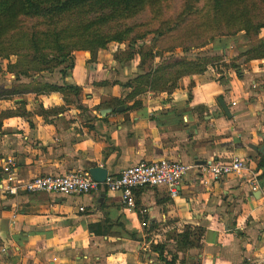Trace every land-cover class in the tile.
<instances>
[{"label": "crops", "instance_id": "1", "mask_svg": "<svg viewBox=\"0 0 264 264\" xmlns=\"http://www.w3.org/2000/svg\"><path fill=\"white\" fill-rule=\"evenodd\" d=\"M215 48L227 52L225 64L244 49ZM104 51H76L70 72L64 78L58 72V84L82 88L80 100L67 103L58 92L0 99V112H9L0 120V178L6 160L22 180L93 166L118 174L161 158L201 165L239 156L247 169L203 184L193 168L174 198L162 187L138 190L134 211L124 207L120 193L107 190L0 192V264H161L149 242L185 226L202 229V238L199 247L179 255L183 264H264V167H258L264 155L252 148L264 151V58L185 76L171 93H145L136 97L137 106L130 107L131 100L116 111L107 104L130 88L117 72H101L117 63ZM41 75L48 80L51 74ZM77 105L86 107L83 115ZM106 108L111 112L102 116Z\"/></svg>", "mask_w": 264, "mask_h": 264}, {"label": "trees", "instance_id": "2", "mask_svg": "<svg viewBox=\"0 0 264 264\" xmlns=\"http://www.w3.org/2000/svg\"><path fill=\"white\" fill-rule=\"evenodd\" d=\"M143 11H148L150 18L134 23L132 19ZM165 13L162 0H0V58L17 57L16 62L8 61L6 66V71L14 74L16 80L21 76L51 73L54 69L64 78L74 67V51H89L93 55L112 42L127 43L126 49L114 54L119 64L137 56L142 69L148 60L161 59L150 65L147 72L139 73L133 86L122 83L130 92L123 99L107 104L118 106L133 100L130 107L137 106L140 100L136 97L148 91L171 93L181 78L207 71L209 63L205 59L189 60L173 55L163 58L157 53L155 42L167 34L179 37L178 45L184 47L201 38L244 31L248 37H255V42L237 58L245 56V61L264 58V38H257L264 28V0H182L176 15ZM149 34H153V43H143ZM233 66H237L235 59L230 67ZM19 85L6 90L0 99L26 93L58 92L64 100L66 95H73L77 101L82 92L80 86L64 81L40 83L36 88L25 89H17ZM8 114V111L0 112V120ZM258 167H264V157ZM186 227L192 231L183 230L179 235L181 241L187 243V249L199 247L202 229ZM152 250L158 254L161 264L177 263V255L165 251L162 244Z\"/></svg>", "mask_w": 264, "mask_h": 264}, {"label": "built area", "instance_id": "3", "mask_svg": "<svg viewBox=\"0 0 264 264\" xmlns=\"http://www.w3.org/2000/svg\"><path fill=\"white\" fill-rule=\"evenodd\" d=\"M193 168L197 169L200 182L205 184L218 181L224 176L239 175L247 169V165L239 156H232L229 160L217 159L201 165L161 158L150 162L130 164L118 174H107L105 180L99 182L93 179L88 170L72 171L60 175H39L22 180L15 175V165L11 160H6L1 166L4 176L0 178V192L4 195H14L19 189H23L28 193L47 192L67 196L107 190L120 193L124 207L129 211H134L138 190L145 187H162L171 198H174L179 193L181 181ZM78 209L83 211L84 207L80 206ZM142 225H145V222H142Z\"/></svg>", "mask_w": 264, "mask_h": 264}, {"label": "rangeland", "instance_id": "4", "mask_svg": "<svg viewBox=\"0 0 264 264\" xmlns=\"http://www.w3.org/2000/svg\"><path fill=\"white\" fill-rule=\"evenodd\" d=\"M181 3L182 0H162V10L164 12H166L165 14L167 16H174L176 15L181 7ZM150 18V14L148 11H143L141 14L137 15L134 19H132V21L134 23H143L145 21H147ZM131 22V21H130ZM152 37L153 34H149L146 36V38L142 41L143 43L146 44H152ZM255 37H248L244 31H239L236 33H231V34H221V35H217L213 38H201L199 41L193 42V43H187L184 47L179 46V37L177 36H172L171 34H167L164 37H160V39L155 42V48L154 50L157 51V53H161L163 55V58H166L168 56H176V57H183V58H187L189 60H200V59H205L206 62L209 63L208 65V69L213 68L216 72H221L223 71L221 68L224 69L228 68L227 66H231L234 64V59L238 60L239 63L241 61H245V56H242L240 58H237L238 55H236V58L231 59L233 57H228V62L225 64L224 61V56L223 55H227V52L225 51H219V49H216L215 46H224L227 44H231V46H237L240 47L242 46L244 49V51L246 52L250 46L255 42ZM257 38H264V28L260 29V31L258 32ZM225 40V42L223 41ZM224 44H221L223 43ZM128 47L127 43H115L112 42L110 44H108L107 48L105 49V51L103 52V54H106V59L107 60H111L112 57H114L115 53H119V51L124 50ZM242 51V52H244ZM76 51L73 52V56L74 53ZM112 56V57H111ZM241 56V55H240ZM235 57V56H234ZM8 61L14 63L17 61V57L16 56H10L9 60L7 59H3L0 58V96L6 91V90H11L14 88V85L16 84H20L18 86L17 89H25L27 86H31V87H38V84L40 83H53V84H58V82L55 81V79L58 78L59 74H58V69H54L51 73L50 72H42L41 74L45 73L49 75L48 80H45L42 78L45 77L46 75H35V76H31V77H24L21 76L19 79H15L14 77L9 78L8 76H6L5 73L3 72H7L6 71V66ZM161 61V59L159 57H156L154 60H148L142 69L139 68V59L137 56L134 57L133 60L128 61V62H124V64L127 63L126 67L124 68V66L121 64L117 63H111L110 65H107L106 68H103V70L101 72H105L106 70L108 72H117L115 73V78H120L122 83H131L132 86L133 84V80L134 78L142 72H147L149 70V66L150 65H155L157 63H159ZM137 63V64H136ZM225 64V65H224ZM236 64V61H235ZM237 65V64H236ZM108 66H110V68H108ZM234 67V66H233ZM142 70V71H141ZM70 72V71H68ZM122 72H132L131 75L128 76H124L122 75ZM61 75V74H60ZM40 76L42 78H40ZM119 79V80H120ZM11 80V82H10ZM54 80V81H53ZM60 84V83H59ZM150 91L146 92L149 93ZM157 93V92H156ZM145 94V93H144ZM142 94V95H144ZM81 95V94H80ZM14 96H18V95H14ZM22 95L18 96L21 97ZM23 97V96H22ZM80 97V96H79ZM66 102H75L76 98L73 95H66L65 97ZM34 99H38L37 96L34 97ZM80 100V98H79ZM77 107L80 109L81 111V115H83V113L86 112V107H84V105H77ZM191 229V228H190ZM188 229L186 226L184 227V231L186 230H190ZM192 231V229L190 230ZM177 235V237H173L172 235ZM181 233H177L175 232L173 229L169 231L168 236L167 237H155L154 239H156V243H153L154 239L149 242L150 245V249H153L154 246H158L159 245H163V248L165 251L171 252V253H178L176 254L178 259L177 262L178 264H183V260L179 259V255L181 253L186 252L188 249V245L187 243H183L181 241L180 235ZM193 248H197V247H193ZM153 251V250H152ZM158 255V254H157ZM157 260L160 262V259L157 256Z\"/></svg>", "mask_w": 264, "mask_h": 264}, {"label": "water", "instance_id": "5", "mask_svg": "<svg viewBox=\"0 0 264 264\" xmlns=\"http://www.w3.org/2000/svg\"><path fill=\"white\" fill-rule=\"evenodd\" d=\"M219 102H220L223 110L225 111V113L228 116H230L229 110L226 107V105L222 102V100H220ZM115 109H116V111H121V110L124 109V106L120 105V106L116 107ZM109 112H111V109H109V108L101 109L100 110V114L102 116H104L106 113H109ZM252 148L254 150H258V151L262 152L263 155H264V151H263V148L262 147H258V146H255L254 145V146H252ZM89 172H90L91 176L93 177V179L96 180V181H99V182L104 181L105 178H106V175H107V170L104 167H100V166H93V167H91L90 170H89Z\"/></svg>", "mask_w": 264, "mask_h": 264}]
</instances>
